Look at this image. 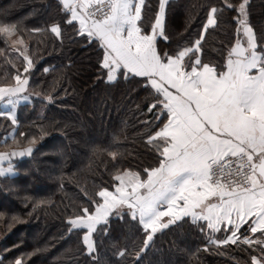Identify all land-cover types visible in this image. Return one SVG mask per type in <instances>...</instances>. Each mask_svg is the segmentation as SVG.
<instances>
[{
    "label": "snow or ice",
    "instance_id": "snow-or-ice-1",
    "mask_svg": "<svg viewBox=\"0 0 264 264\" xmlns=\"http://www.w3.org/2000/svg\"><path fill=\"white\" fill-rule=\"evenodd\" d=\"M169 3L158 0L149 20L146 0H58L61 21L50 28L56 37H62V25L73 27L99 47L107 82L135 80L152 93L147 109L156 123L145 135L158 154L147 169H118L114 187L101 186L98 199L68 220V231L82 232L85 252L94 256L95 235L109 233L113 216L124 219L141 240L117 255L140 264L158 233L187 223L207 234L205 247L252 246L248 264H264V29L250 20V0H221L207 6L195 36L175 41L166 30ZM225 9L236 13L234 36L217 64L204 57V44ZM16 31V24L0 20L6 43L17 42L10 40ZM21 55L23 73L14 85H0V101L13 107L28 99L33 62ZM0 116L16 123L11 112ZM31 152L0 153V174L15 171L11 160L3 167L6 155Z\"/></svg>",
    "mask_w": 264,
    "mask_h": 264
},
{
    "label": "trees",
    "instance_id": "trees-1",
    "mask_svg": "<svg viewBox=\"0 0 264 264\" xmlns=\"http://www.w3.org/2000/svg\"><path fill=\"white\" fill-rule=\"evenodd\" d=\"M220 3L170 0L167 34L175 41L189 33L195 36L207 6ZM250 3L253 26L264 29V0ZM146 4L151 6L150 20L158 0ZM235 15L225 9L219 26L209 30L206 59L222 62L221 53L234 36ZM61 17L58 0H0V20L16 24L10 40H20L6 43L0 34V85H14L15 76L23 73L21 53L33 62L27 74L30 100L18 106L16 123L0 116V152L34 148L23 159L12 155L13 174H0V254L5 264L15 258L22 264H133L117 255L119 248L141 240L124 219L113 216L110 234L95 235L94 256L86 254L82 232L68 231V220L98 199L101 186L114 187L118 169L140 171L155 165L158 154L145 135L156 123L147 109L152 93L135 80L107 82L98 46L73 27L62 25V37L51 32V24ZM207 243V234L190 224L172 227L156 235L140 264H248L255 254L252 246L205 247Z\"/></svg>",
    "mask_w": 264,
    "mask_h": 264
},
{
    "label": "crops",
    "instance_id": "crops-1",
    "mask_svg": "<svg viewBox=\"0 0 264 264\" xmlns=\"http://www.w3.org/2000/svg\"><path fill=\"white\" fill-rule=\"evenodd\" d=\"M26 90H27V86H26ZM24 95H27V94L24 93ZM29 100H30L29 97H28V99H22L21 98V99L18 100V103L16 104L15 107H13L12 105H6L3 101H0V112H11V113H13L15 115V118H16L17 117L18 106H20L23 103L28 102ZM0 153L10 154V152H0ZM9 160H11V162L13 163V156L12 155L11 156H8V155L5 156V159H4V162H3V167L5 169H7ZM9 172L10 171H6L3 174H9Z\"/></svg>",
    "mask_w": 264,
    "mask_h": 264
},
{
    "label": "water",
    "instance_id": "water-1",
    "mask_svg": "<svg viewBox=\"0 0 264 264\" xmlns=\"http://www.w3.org/2000/svg\"><path fill=\"white\" fill-rule=\"evenodd\" d=\"M29 147H31V146H29ZM29 147H27V148H29ZM27 148H20V149H17L16 152L24 151V150L27 149ZM31 148H32V152H31L30 154H25V155H23V156L17 155V157H18L19 159H23V158L27 157L28 155H31V154L33 153V151H34V148H33V147H31Z\"/></svg>",
    "mask_w": 264,
    "mask_h": 264
},
{
    "label": "rangeland",
    "instance_id": "rangeland-1",
    "mask_svg": "<svg viewBox=\"0 0 264 264\" xmlns=\"http://www.w3.org/2000/svg\"><path fill=\"white\" fill-rule=\"evenodd\" d=\"M17 42H20V40L19 39H17L16 40ZM3 152V151H2ZM13 163H14V160H13ZM14 165H15V163H14ZM15 171H12V172H9V174H13Z\"/></svg>",
    "mask_w": 264,
    "mask_h": 264
}]
</instances>
